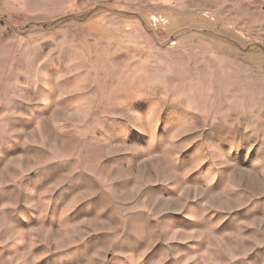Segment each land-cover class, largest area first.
Returning a JSON list of instances; mask_svg holds the SVG:
<instances>
[{"label": "rangeland", "instance_id": "rangeland-1", "mask_svg": "<svg viewBox=\"0 0 264 264\" xmlns=\"http://www.w3.org/2000/svg\"><path fill=\"white\" fill-rule=\"evenodd\" d=\"M0 264H264V0H0Z\"/></svg>", "mask_w": 264, "mask_h": 264}]
</instances>
